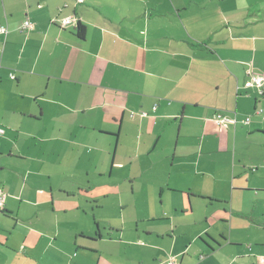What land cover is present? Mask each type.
Here are the masks:
<instances>
[{"label": "crops", "instance_id": "0c3cea01", "mask_svg": "<svg viewBox=\"0 0 264 264\" xmlns=\"http://www.w3.org/2000/svg\"><path fill=\"white\" fill-rule=\"evenodd\" d=\"M0 24V264H264V0H0ZM113 170L170 214L139 257L94 212Z\"/></svg>", "mask_w": 264, "mask_h": 264}, {"label": "rangeland", "instance_id": "374dc122", "mask_svg": "<svg viewBox=\"0 0 264 264\" xmlns=\"http://www.w3.org/2000/svg\"><path fill=\"white\" fill-rule=\"evenodd\" d=\"M48 171H50V174H47ZM114 171L110 178L103 177L107 180L110 191L103 210L94 207V212L96 215L109 219L110 222L117 221L122 224V237H118L115 233H109V236H106V240H116L117 242L106 241L105 245L110 249H119L121 257L127 253L139 257L138 252L146 251L153 240L154 242L166 241L165 238L161 239L160 236H156L153 231L166 229L167 219L158 217L170 216V214L161 207V198L158 194L154 198L151 197L150 186L148 183L143 182L142 178L133 181L125 173ZM44 173L43 178L45 180H69V177H62L58 171H53L51 166H47ZM77 173L83 177L84 171L81 170ZM152 217L155 219L152 220ZM176 222L180 226L189 223L187 217ZM175 232L178 235L185 234L190 237L192 228H179V232ZM166 235L169 236V234ZM136 244L139 246H136Z\"/></svg>", "mask_w": 264, "mask_h": 264}, {"label": "built area", "instance_id": "2783aa9c", "mask_svg": "<svg viewBox=\"0 0 264 264\" xmlns=\"http://www.w3.org/2000/svg\"><path fill=\"white\" fill-rule=\"evenodd\" d=\"M54 22L58 23L60 26L65 27L70 24H76V19L74 17H62V18H56L54 19ZM33 28L32 23L26 19L23 21L22 29L24 30H31ZM8 33V28L6 25L0 24V36L3 37V42L5 41V37ZM11 79L15 78L14 74L9 75ZM243 86L245 88H257L260 93H262V88L264 87V73H254L249 72L248 78L245 80ZM155 106H153V109ZM261 110H256V113H260ZM140 114L142 116L147 115L145 111H141ZM214 123L216 126H221L223 124H232L235 125L237 122L235 116H230L224 111H217L213 115ZM250 118H245L244 122L247 124L249 122ZM3 133V129L0 128V134ZM3 207V193L0 190V208ZM162 264H179L174 258H170L169 260L163 261Z\"/></svg>", "mask_w": 264, "mask_h": 264}, {"label": "trees", "instance_id": "16d2710c", "mask_svg": "<svg viewBox=\"0 0 264 264\" xmlns=\"http://www.w3.org/2000/svg\"><path fill=\"white\" fill-rule=\"evenodd\" d=\"M75 30H76V35L79 37V38H83L84 37V28L83 26L77 22L76 26H75ZM1 42L3 43V39L1 38ZM0 210H3V207L0 208ZM170 258L166 259V260H169ZM175 259V258H174ZM165 260V261H166ZM177 261V260H176ZM178 262V261H177ZM163 263V262H162Z\"/></svg>", "mask_w": 264, "mask_h": 264}]
</instances>
